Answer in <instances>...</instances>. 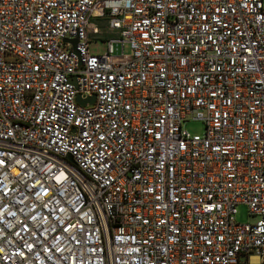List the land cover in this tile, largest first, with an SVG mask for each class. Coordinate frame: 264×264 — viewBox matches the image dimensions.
<instances>
[{
  "label": "built area",
  "instance_id": "2783aa9c",
  "mask_svg": "<svg viewBox=\"0 0 264 264\" xmlns=\"http://www.w3.org/2000/svg\"><path fill=\"white\" fill-rule=\"evenodd\" d=\"M0 264H264V0H0Z\"/></svg>",
  "mask_w": 264,
  "mask_h": 264
},
{
  "label": "rangeland",
  "instance_id": "374dc122",
  "mask_svg": "<svg viewBox=\"0 0 264 264\" xmlns=\"http://www.w3.org/2000/svg\"><path fill=\"white\" fill-rule=\"evenodd\" d=\"M95 23H100L99 20H93ZM118 33H107L105 35L98 36L95 40L92 39L89 42V51L95 54H102L106 51V41L102 39H107V37H116ZM103 37V38H101ZM113 53L120 54L121 53V44L114 43L113 44ZM123 53L124 55H130L131 51L129 48V44L125 43L123 45ZM181 127L183 130H186L191 135H202L205 130V125L200 120L188 119L187 121L182 122ZM236 220L240 223H251L255 220L249 212L248 208L244 204H240L237 207V213L235 216Z\"/></svg>",
  "mask_w": 264,
  "mask_h": 264
},
{
  "label": "water",
  "instance_id": "95a60500",
  "mask_svg": "<svg viewBox=\"0 0 264 264\" xmlns=\"http://www.w3.org/2000/svg\"><path fill=\"white\" fill-rule=\"evenodd\" d=\"M73 44H76V40H73ZM74 51H75V47H74ZM94 101V97H90L87 98L85 100H80L79 96H77V102H79L80 104L84 105L85 103H92Z\"/></svg>",
  "mask_w": 264,
  "mask_h": 264
}]
</instances>
